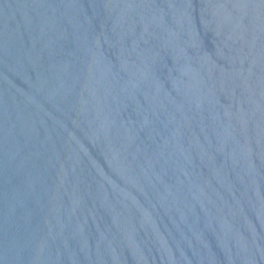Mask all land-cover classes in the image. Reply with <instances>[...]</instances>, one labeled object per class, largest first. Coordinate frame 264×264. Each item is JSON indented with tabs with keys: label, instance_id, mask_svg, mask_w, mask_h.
I'll use <instances>...</instances> for the list:
<instances>
[{
	"label": "water",
	"instance_id": "obj_1",
	"mask_svg": "<svg viewBox=\"0 0 264 264\" xmlns=\"http://www.w3.org/2000/svg\"><path fill=\"white\" fill-rule=\"evenodd\" d=\"M0 264H264V0H0Z\"/></svg>",
	"mask_w": 264,
	"mask_h": 264
}]
</instances>
